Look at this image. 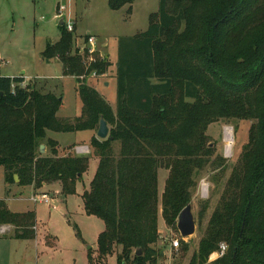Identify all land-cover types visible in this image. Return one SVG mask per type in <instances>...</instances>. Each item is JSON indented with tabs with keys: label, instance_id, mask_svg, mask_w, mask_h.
Returning <instances> with one entry per match:
<instances>
[{
	"label": "trees",
	"instance_id": "16d2710c",
	"mask_svg": "<svg viewBox=\"0 0 264 264\" xmlns=\"http://www.w3.org/2000/svg\"><path fill=\"white\" fill-rule=\"evenodd\" d=\"M133 2L109 0L114 11ZM59 26L61 39L47 44L44 60L71 49V33ZM73 60L80 65L74 73L83 103L74 122L57 116L61 100L55 94L24 87V77L0 76L5 182L15 184L18 176L22 187L59 184L63 196L73 194L89 157L60 156L54 141L51 154L43 155L38 142L51 131H95L104 118L109 138L91 139L99 164L83 195L86 212L105 223L100 255L121 247L120 264H159V213L171 227L191 204L195 175L215 154L209 126L220 119L253 120L190 264H264V0H160L149 29L119 41L116 110L79 78L85 73L81 58ZM105 66L100 60L94 68L102 75ZM176 82L182 83L177 100ZM161 168L169 171L162 198ZM1 226H13L19 240L35 239L36 212H12L0 200ZM222 245L224 255L210 262ZM138 248L141 257L135 256Z\"/></svg>",
	"mask_w": 264,
	"mask_h": 264
},
{
	"label": "rangeland",
	"instance_id": "374dc122",
	"mask_svg": "<svg viewBox=\"0 0 264 264\" xmlns=\"http://www.w3.org/2000/svg\"><path fill=\"white\" fill-rule=\"evenodd\" d=\"M159 9L160 0H134L117 11L110 8L109 0H0V76L22 75L26 81L24 87L31 86L42 94L53 93L62 98L57 116L74 122L82 114L83 103L77 92L78 79L74 73L80 65L73 59L79 56L84 66L83 49L90 34L97 38L100 49L97 57L102 55L106 66L104 74L85 81L116 110L119 41L146 32L151 15ZM62 19L66 33L69 34L67 23L74 26V32H70L71 49L44 60L47 44H55L61 39L59 23ZM176 85L175 100L182 98V83L176 82ZM254 123L253 120L220 119L209 126L206 135L215 154L210 163L196 173V187L191 190L196 232L183 238L178 230L179 219L174 226L168 227L160 212V239L156 248L163 251V257L159 264H190L222 202L233 167L249 141ZM226 128L232 131L231 151L227 150ZM98 129L99 126L95 131H51L38 142L39 148L45 147L43 155L51 154V141H54L60 156L89 157V169L77 182L73 194L63 196L59 184L46 185L40 190L17 183L8 185L4 168L0 167V200L6 201L12 212L35 211L37 215L35 239L19 240L15 238L13 226L0 227V264H92L91 259L94 264H120L121 247L112 255H100L99 240L105 231V223L86 212L83 199L96 175L99 159L91 146V139L82 140L93 132L97 138ZM88 149L89 153L80 154ZM114 150L116 154L120 152V142L114 144ZM168 176L169 171L159 170L160 189L165 190ZM205 188L208 195L203 197L201 193L206 192ZM43 193L55 198L50 205L31 201L32 197ZM175 240L180 241L178 249L172 247ZM219 257L218 252L213 253L210 262Z\"/></svg>",
	"mask_w": 264,
	"mask_h": 264
},
{
	"label": "built area",
	"instance_id": "2783aa9c",
	"mask_svg": "<svg viewBox=\"0 0 264 264\" xmlns=\"http://www.w3.org/2000/svg\"><path fill=\"white\" fill-rule=\"evenodd\" d=\"M63 11L60 12L61 15H63L62 14ZM62 20H63V22H65L64 19H62ZM66 29L68 32H74L73 24L67 23ZM99 50L100 49L98 48L97 38L95 36H92V35L88 36L86 38V48L83 49V55L85 56V59L83 60L84 66H85V73L79 77L81 80H86L89 78H97L98 76H100L98 74L97 70L94 68V66L97 65V63L100 60H103L102 55L100 56V58L97 57ZM201 195L203 197L207 196L208 190H206V192H202ZM54 199H55L54 197H49V195H47L46 193H43L41 196L36 195V196L32 197L31 201H33L34 203H42V204H49L50 205L51 202L54 201ZM5 230H6V228L3 229L4 233H5ZM172 247L175 249H178L180 247V241L179 240L173 241ZM226 249H227L226 245L221 246V250L218 252V254H220V257L224 255Z\"/></svg>",
	"mask_w": 264,
	"mask_h": 264
},
{
	"label": "water",
	"instance_id": "95a60500",
	"mask_svg": "<svg viewBox=\"0 0 264 264\" xmlns=\"http://www.w3.org/2000/svg\"><path fill=\"white\" fill-rule=\"evenodd\" d=\"M63 20L60 21L59 25H63ZM90 36V34H88ZM62 100V98H60ZM110 134V128L105 121L104 118H101L99 129L97 131V138L99 140H106L109 138ZM45 151V147L41 146L40 152L43 154ZM15 181L19 182V177L15 176ZM178 230L183 238L191 237L196 232V221L195 216L193 214V208L192 205L189 204L180 214L179 220H178ZM143 255V251L141 248H138L135 251V256L141 257Z\"/></svg>",
	"mask_w": 264,
	"mask_h": 264
},
{
	"label": "bare ground",
	"instance_id": "6f19581e",
	"mask_svg": "<svg viewBox=\"0 0 264 264\" xmlns=\"http://www.w3.org/2000/svg\"><path fill=\"white\" fill-rule=\"evenodd\" d=\"M225 133H226V138L225 139H226V142H227V150L231 151L232 147H233L232 131H231V129L226 128ZM205 190H206V188H205Z\"/></svg>",
	"mask_w": 264,
	"mask_h": 264
},
{
	"label": "crops",
	"instance_id": "0c3cea01",
	"mask_svg": "<svg viewBox=\"0 0 264 264\" xmlns=\"http://www.w3.org/2000/svg\"><path fill=\"white\" fill-rule=\"evenodd\" d=\"M22 75H20V76H15V77H21ZM7 77V76H6ZM8 77H11V78H15V77H12V76H8ZM26 82V81H25ZM25 84V83H24ZM95 135H94V132L92 133V134H90L89 135V137H87V138H84V140H82V141H89L90 139H92L93 137H94ZM89 139V140H88ZM89 148V147H88ZM86 153H89V149L88 150H86V151H84V152H82V153H80V154H86ZM80 156H83V155H80ZM166 179V178H165ZM166 181V180H165ZM163 193H164V189H160V177H159V194H160V198H162V195H163Z\"/></svg>",
	"mask_w": 264,
	"mask_h": 264
}]
</instances>
